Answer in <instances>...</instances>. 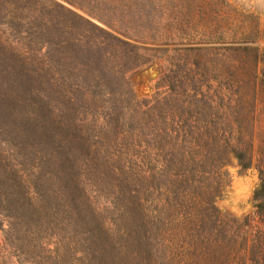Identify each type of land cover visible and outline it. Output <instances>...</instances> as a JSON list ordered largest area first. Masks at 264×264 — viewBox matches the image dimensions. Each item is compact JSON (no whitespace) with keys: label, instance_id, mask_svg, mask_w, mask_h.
<instances>
[{"label":"trees","instance_id":"trees-1","mask_svg":"<svg viewBox=\"0 0 264 264\" xmlns=\"http://www.w3.org/2000/svg\"><path fill=\"white\" fill-rule=\"evenodd\" d=\"M109 37L118 49L131 47L122 53L137 58L135 66L143 63L138 50L167 54L162 90L133 100L130 124L123 113L114 134L107 115L86 112L76 213L65 200L53 203V194L65 196L67 188L52 189L50 154L32 143L15 155L17 144L3 140L0 129V264H264V222L251 226L213 205L227 185L228 157L243 168L252 160L246 77L184 66L191 57L210 63L221 50L210 45L136 48ZM227 50L245 54L246 46L231 43ZM116 52L104 57L119 61ZM41 68L50 70L47 63ZM94 100L84 93L85 102ZM259 172L253 197L264 214L263 166ZM12 189L19 193L11 202Z\"/></svg>","mask_w":264,"mask_h":264},{"label":"rangeland","instance_id":"rangeland-1","mask_svg":"<svg viewBox=\"0 0 264 264\" xmlns=\"http://www.w3.org/2000/svg\"><path fill=\"white\" fill-rule=\"evenodd\" d=\"M109 36L136 48L210 45L221 49L210 63L191 57L184 66L192 62L196 71L213 77H246L252 160L243 168L228 157L227 185L213 205L248 225L264 222L256 207L262 201L253 197L264 168V0H0L1 138L17 144L15 155L32 143L50 154L45 170L55 175L52 189L67 188L65 196L53 194V203L65 200L74 213L81 208L86 112L107 115L114 134L123 113L130 124L133 100L162 90L167 54L138 50L143 63L135 66L137 58L122 53L131 47L118 49ZM231 43L246 46V53L227 50ZM113 50L121 52L119 61L104 57ZM86 91L95 95L91 104L84 101ZM16 192L8 191L9 201L17 199Z\"/></svg>","mask_w":264,"mask_h":264}]
</instances>
